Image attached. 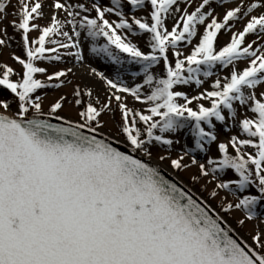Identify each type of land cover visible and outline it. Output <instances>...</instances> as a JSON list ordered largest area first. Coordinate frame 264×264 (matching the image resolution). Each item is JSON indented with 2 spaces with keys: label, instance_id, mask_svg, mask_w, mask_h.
Listing matches in <instances>:
<instances>
[{
  "label": "snow or ice",
  "instance_id": "obj_1",
  "mask_svg": "<svg viewBox=\"0 0 264 264\" xmlns=\"http://www.w3.org/2000/svg\"><path fill=\"white\" fill-rule=\"evenodd\" d=\"M231 4L0 0V264H264V0Z\"/></svg>",
  "mask_w": 264,
  "mask_h": 264
},
{
  "label": "rangeland",
  "instance_id": "obj_2",
  "mask_svg": "<svg viewBox=\"0 0 264 264\" xmlns=\"http://www.w3.org/2000/svg\"><path fill=\"white\" fill-rule=\"evenodd\" d=\"M200 2V0H192V6L189 8V10L191 11V10H194V7L196 6V5H198V3ZM217 2H218V0H217ZM225 7H231L232 6V4H231V0H225V5H224ZM46 11H47V9H46ZM218 11H221L220 9H218ZM9 19H11V17H9ZM46 21H41V23H45ZM235 27H236V29H240L241 27H242V23H237L236 25H235ZM9 32H12V29H11V27H9ZM33 36H35L36 34L35 33H33L32 34ZM229 35L230 34H225L224 32H223V30H222V32H221V34L219 35V37H218V41H219V43L220 44H223V43H225L228 39H229ZM247 39H249V40H251L252 39V37L251 36H249ZM8 51L9 50H4V52L2 53V54H0V62H7L11 67H13L15 70H17V71H20V66L18 65V64H16L13 60H11L10 58H9V55H8ZM18 52H19V50H17ZM104 64H105V62L104 61H101L99 64H97L96 66L100 69V70H105V71H107V69L106 68H104ZM83 72V69H81V73ZM223 74V73H222ZM79 73H78V79H79ZM209 86V84H208V82H206V84H205V87H208ZM193 87V89L195 88V86L193 85L192 86ZM71 91V85H69L67 88H62V89H60V90H48V97L46 98V100H45V107H47V105H48V103L50 102V101H52V100H54L55 98H57L60 94H62V93H64V92H70ZM75 112H76V110L74 109V108H71V107H69V106H66L65 107V115H68V116H72V117H75ZM188 146L189 147H194V141L193 140H191V139H189V141H188ZM180 150V146L178 145V146H176V151H179ZM173 154H175V153H173ZM195 155H196V157H197V159H199V160H201L202 162H203V160L206 158L205 157V154H203V153H199V152H197V153H194ZM186 159V161H188L189 160V157H186L185 158ZM196 173V168H195V166H193L192 168H190V169H187V170H184V171H181L179 174H181V176L180 177H178V176H176V175H174L175 177H178L179 179H180V182H181V184H183V185H186V186H188V182L191 180L192 181V179H191V177L194 175ZM204 181L203 180H201L199 183H196L195 185H193L194 186V188H196V190H202V192L201 193H203L205 196L209 193V190H210V188H211V186H209V188L208 189H205V187H204ZM194 188H190L191 190L192 189H194ZM195 190V189H194ZM195 190V191H196ZM200 191H199V193H200ZM199 195V194H198ZM212 203H218V201H212ZM239 214L238 213H236V214H234V216H238ZM229 222L231 223V224H233V226H235V219H234V217H229ZM250 227L251 226H249V227H246V228H244V229H240L239 230V233H243V236H241V238L243 239V238H246V236H247V233H248V231H249V229H250ZM238 233V234H239Z\"/></svg>",
  "mask_w": 264,
  "mask_h": 264
},
{
  "label": "water",
  "instance_id": "obj_3",
  "mask_svg": "<svg viewBox=\"0 0 264 264\" xmlns=\"http://www.w3.org/2000/svg\"><path fill=\"white\" fill-rule=\"evenodd\" d=\"M164 171V170H163ZM165 175L171 179L173 182H176L178 183L180 186H183L179 181H177L175 178H173L171 175L167 174L165 171H164ZM185 187V186H183ZM186 188V187H185ZM188 189V188H187ZM195 196V195H194ZM195 198H197L198 200H200L197 196H195ZM234 236H238L236 233H233Z\"/></svg>",
  "mask_w": 264,
  "mask_h": 264
},
{
  "label": "bare ground",
  "instance_id": "obj_4",
  "mask_svg": "<svg viewBox=\"0 0 264 264\" xmlns=\"http://www.w3.org/2000/svg\"><path fill=\"white\" fill-rule=\"evenodd\" d=\"M163 169H164L166 172L173 174L172 171H171V169H168L167 167H164ZM175 178H177V180H180L178 177H175ZM194 192H195V191H194Z\"/></svg>",
  "mask_w": 264,
  "mask_h": 264
},
{
  "label": "trees",
  "instance_id": "obj_5",
  "mask_svg": "<svg viewBox=\"0 0 264 264\" xmlns=\"http://www.w3.org/2000/svg\"><path fill=\"white\" fill-rule=\"evenodd\" d=\"M177 172V171H176ZM181 172V171H180ZM180 172H178V173H180ZM190 182H191V184H193V185H195L196 183H194L193 181H191L190 180ZM201 192H202V190H201ZM207 198H208V194H207Z\"/></svg>",
  "mask_w": 264,
  "mask_h": 264
}]
</instances>
